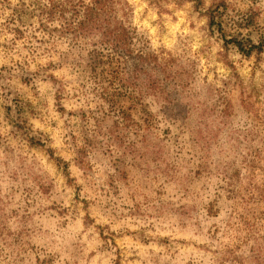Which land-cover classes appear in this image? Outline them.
Listing matches in <instances>:
<instances>
[{
	"label": "rangeland",
	"instance_id": "374dc122",
	"mask_svg": "<svg viewBox=\"0 0 264 264\" xmlns=\"http://www.w3.org/2000/svg\"><path fill=\"white\" fill-rule=\"evenodd\" d=\"M120 1L158 89L142 73L123 84L115 62L88 66L100 37L75 38L57 12L46 19L48 0H0L8 264H24L34 215L78 208L109 220L96 228L97 264H264V49L245 56L223 39L264 36V2ZM218 2L221 28L207 13Z\"/></svg>",
	"mask_w": 264,
	"mask_h": 264
},
{
	"label": "trees",
	"instance_id": "16d2710c",
	"mask_svg": "<svg viewBox=\"0 0 264 264\" xmlns=\"http://www.w3.org/2000/svg\"><path fill=\"white\" fill-rule=\"evenodd\" d=\"M66 2L69 3V7H66ZM117 3L120 4L121 15H118V9L115 7ZM67 8L70 9V21L65 20ZM221 8H226L224 2H218L207 10L209 26L222 27L221 17L223 10ZM43 10L48 20H51L57 12L64 19L62 30L68 31L71 29L75 38L83 37L84 35L92 38L100 37L102 42L100 44H104V46L88 50V66H97L106 60L108 65L114 66L115 62V68L121 74L119 81H122L123 84L125 83V85L128 84L129 86L133 83L136 85L138 73H142L145 76L144 78L149 81L146 83L147 88L158 89L162 86L163 80L155 78L147 71L146 65H150V62H155V60L151 59L143 48L137 50L132 48L133 40L137 37L128 24L127 16L129 11L127 2L121 3L120 0H48V4L45 5ZM223 39L225 44H232L245 56H249L253 52L259 54L264 49V36L256 43L250 38H238L237 36H230L229 38L224 36ZM159 67L160 65L156 63L155 68ZM132 68L135 73V83L122 78L130 73L129 69ZM55 159L58 162L61 161L60 158Z\"/></svg>",
	"mask_w": 264,
	"mask_h": 264
},
{
	"label": "clouds",
	"instance_id": "9594fccd",
	"mask_svg": "<svg viewBox=\"0 0 264 264\" xmlns=\"http://www.w3.org/2000/svg\"><path fill=\"white\" fill-rule=\"evenodd\" d=\"M44 215L48 216V213ZM86 215H90L91 221L85 220ZM65 222L67 226H62ZM108 223L109 220L103 216L98 217L94 212L89 214L81 208L70 217L52 214L47 221L40 215H34L23 225L27 234L23 238V250L17 251L24 257V264H35L36 256H39L41 264L49 260L51 264H97L102 253L90 255L101 243L96 228ZM12 228L15 230L17 225L13 223ZM10 241L11 237L0 236V264H8L5 258L8 253L16 254Z\"/></svg>",
	"mask_w": 264,
	"mask_h": 264
}]
</instances>
